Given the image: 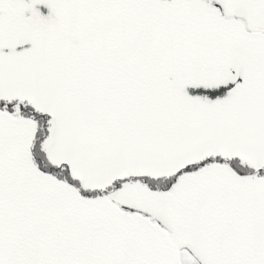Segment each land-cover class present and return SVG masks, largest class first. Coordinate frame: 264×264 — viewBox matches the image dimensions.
<instances>
[{
	"label": "snow or ice",
	"instance_id": "6c2138e0",
	"mask_svg": "<svg viewBox=\"0 0 264 264\" xmlns=\"http://www.w3.org/2000/svg\"><path fill=\"white\" fill-rule=\"evenodd\" d=\"M0 264H264V0H0Z\"/></svg>",
	"mask_w": 264,
	"mask_h": 264
}]
</instances>
